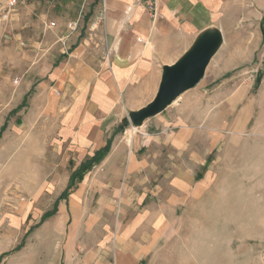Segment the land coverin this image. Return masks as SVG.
<instances>
[{
    "label": "rangeland",
    "instance_id": "374dc122",
    "mask_svg": "<svg viewBox=\"0 0 264 264\" xmlns=\"http://www.w3.org/2000/svg\"><path fill=\"white\" fill-rule=\"evenodd\" d=\"M9 3L0 0V256L7 254L0 264H66L69 255L77 260L80 223L89 221L78 219V212H111L109 224L120 208L132 204L102 203L89 187L84 199H72L70 205L62 200L58 212L39 225L72 175L76 190L87 170L82 164L74 170L78 160L57 142L59 116L48 113L67 92L60 87L66 75L59 84L51 83L50 75L65 70L76 53L61 39L81 34L69 23L84 21L89 11L82 8L87 0ZM258 24L242 32L235 28L227 56H218L202 82L177 104V131L186 136L179 148L164 145L159 154H140L163 168L144 171L145 184L162 185L177 208L160 264H229L222 254L239 232L264 233V20ZM241 34L256 49L236 42ZM28 94L25 108L12 114ZM117 134L126 146L142 137L130 124ZM174 176L191 179L184 195L169 188ZM133 193L139 192L130 189L128 199L134 201Z\"/></svg>",
    "mask_w": 264,
    "mask_h": 264
},
{
    "label": "crops",
    "instance_id": "0c3cea01",
    "mask_svg": "<svg viewBox=\"0 0 264 264\" xmlns=\"http://www.w3.org/2000/svg\"><path fill=\"white\" fill-rule=\"evenodd\" d=\"M82 8L89 11L84 21L69 23L73 31L81 28V34L61 39L69 42L75 56L66 72L54 69L50 75L56 84L66 75L60 87L67 92L48 114L59 116L57 142L78 160L74 170L104 149L108 140L113 142L100 164L84 169L82 182L65 201L70 205L72 199H84L91 187L102 203L115 200L132 206L120 208L116 222L109 224L105 220L114 217L111 212H78V219L89 221L80 223L77 260L69 255L66 264H160L174 233L177 208L173 199L165 198L162 185L145 184L144 171L163 168L155 160L141 159L140 154H159L164 145L179 148L186 136L177 131V104L202 82L218 56H227L235 28L242 32L251 23L260 26L264 0H163L155 22L136 0H87ZM261 38L260 34L256 37L257 44ZM236 42L249 50L257 46H253L255 40L249 46L244 34ZM206 47L211 52L201 80L165 108L147 115L169 73ZM141 117L142 126L136 129L147 142L142 146L143 138L138 136L126 146L118 130ZM176 177L169 188L184 195L192 186L191 179ZM135 188L139 193H133V201L128 193ZM248 234L239 232L227 244L223 262L264 264V233Z\"/></svg>",
    "mask_w": 264,
    "mask_h": 264
},
{
    "label": "water",
    "instance_id": "95a60500",
    "mask_svg": "<svg viewBox=\"0 0 264 264\" xmlns=\"http://www.w3.org/2000/svg\"><path fill=\"white\" fill-rule=\"evenodd\" d=\"M211 52V48H203L199 54L187 64L171 71L161 90L160 96L155 104L148 110L147 115L169 105L182 91L193 88L203 77L206 60ZM143 118H139L130 125L134 127L142 126Z\"/></svg>",
    "mask_w": 264,
    "mask_h": 264
},
{
    "label": "trees",
    "instance_id": "16d2710c",
    "mask_svg": "<svg viewBox=\"0 0 264 264\" xmlns=\"http://www.w3.org/2000/svg\"><path fill=\"white\" fill-rule=\"evenodd\" d=\"M28 96H29V94L24 98V101L22 102V104L19 107H17L16 110H14L12 112V114L18 113L23 108H25V106L27 104L26 100H27ZM111 145H112V139L108 140V143H107V145H106V147L104 149L99 150L98 152H96L95 155L91 159H89L86 162H84L82 164V166L86 168V167H92L94 165L100 164L107 157V155L110 153ZM75 188H76V183L74 181V175H72L71 180H70V184L68 185L66 190L62 193V195L59 197V199L56 201L54 210L45 213L44 216L42 217L39 225H42L43 223H45L48 219L53 217L58 212L59 203L62 200H66L75 191ZM23 246H24V243L19 245L12 252L20 251L23 248ZM5 255H7V254H3L2 256H0V263L3 260V258L5 257Z\"/></svg>",
    "mask_w": 264,
    "mask_h": 264
},
{
    "label": "built area",
    "instance_id": "2783aa9c",
    "mask_svg": "<svg viewBox=\"0 0 264 264\" xmlns=\"http://www.w3.org/2000/svg\"><path fill=\"white\" fill-rule=\"evenodd\" d=\"M162 1L163 0H136V3L142 7L151 16L152 21L155 22L157 19H159V6ZM17 3L18 0H10L9 5L11 7H15ZM16 82L18 83L19 80H16ZM130 126H132L133 130H137V127H134L133 125Z\"/></svg>",
    "mask_w": 264,
    "mask_h": 264
},
{
    "label": "bare ground",
    "instance_id": "6f19581e",
    "mask_svg": "<svg viewBox=\"0 0 264 264\" xmlns=\"http://www.w3.org/2000/svg\"><path fill=\"white\" fill-rule=\"evenodd\" d=\"M128 133V132H127Z\"/></svg>",
    "mask_w": 264,
    "mask_h": 264
}]
</instances>
